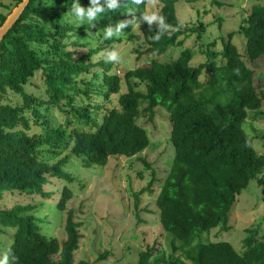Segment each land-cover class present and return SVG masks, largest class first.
Returning <instances> with one entry per match:
<instances>
[{"label": "trees", "instance_id": "trees-1", "mask_svg": "<svg viewBox=\"0 0 264 264\" xmlns=\"http://www.w3.org/2000/svg\"><path fill=\"white\" fill-rule=\"evenodd\" d=\"M21 1L0 0V6L6 8L5 12L0 10V26ZM49 1L51 7L45 10L41 0H30L0 44V201L7 192L14 191L50 197L52 194L45 191L49 178L74 180L65 170L70 154L83 157L89 167L105 166L110 156L130 158L141 153L150 145V138L138 122L140 116L144 112L152 120L161 106L170 113L175 157L157 193L156 205L163 230L186 248L181 256L167 261L148 247L136 264H264V240L252 228L246 229L243 252L227 240L198 242L189 247L202 232L228 228L229 212L252 179L261 186L264 202V153L253 147L252 138L242 128L249 111L259 112L264 95L254 84V70L232 42L235 34H245L249 61L264 55V0H257L239 30L228 34L222 50L211 49L215 42L206 48L207 61L192 66L195 53L187 48L171 62L152 58L122 76L111 70L113 63L96 61L93 55L132 39L134 27L151 0L139 5L124 0L117 12L99 17L95 27L81 26L97 32L96 47L84 41L86 31L65 23L56 11L69 9L72 0ZM158 1L157 12L165 16L168 31L154 40L155 26L149 31L144 23L143 29L146 51L161 55L183 44L186 27L176 13L179 0ZM79 2L85 8L89 6V0ZM124 20H130L131 25L121 38L99 43L104 27ZM200 28L204 30L203 25ZM31 43L38 47L33 49ZM44 48L46 51L40 53ZM79 48L87 51L80 55ZM218 57L222 62H217ZM41 70L48 101L38 100L25 89ZM88 73L93 74V80L82 78ZM203 74L207 75L205 81H201ZM123 83L127 89L122 92ZM140 83L145 85L144 91L136 89ZM113 93L119 94L118 107L104 113L100 122L95 113L100 106L93 105L91 99L93 95L109 99ZM9 94L20 96L21 102L9 100ZM78 96H82L81 105L76 102ZM45 102L57 105L64 123L48 126L44 121L47 126L40 134H30L29 112L41 117L39 107ZM65 151L68 153L58 160L48 161ZM154 181L152 172L147 187L133 193L135 208L144 191L153 192ZM73 196V191L64 186L56 203L58 210L66 211L63 240L43 233L44 219L34 213L33 205L4 207L0 202V233H11L12 240L0 252L11 249L17 264H93L75 260L83 223L67 207ZM107 254L105 251L100 258Z\"/></svg>", "mask_w": 264, "mask_h": 264}, {"label": "rangeland", "instance_id": "rangeland-1", "mask_svg": "<svg viewBox=\"0 0 264 264\" xmlns=\"http://www.w3.org/2000/svg\"><path fill=\"white\" fill-rule=\"evenodd\" d=\"M216 1L221 5H218ZM256 2L257 0H179L176 3V13L183 26L186 27V34L182 36L183 44L170 47L161 55L148 53L143 29L144 22L137 23L133 30V38L116 45L115 49L118 50L122 59L119 63H113L111 70L122 76L125 71L147 63L152 58L163 63L171 62L187 48L195 53L191 65L197 66L207 61L206 48L212 43L215 42L211 49L216 51L223 49L228 34L239 30L243 19ZM40 3L45 10L51 7L49 0H41ZM158 9L159 1L151 0L146 12H157ZM0 10L5 12L6 8L0 6ZM56 11L62 14L64 20L69 9L61 7ZM201 25L204 30L200 28ZM81 26L78 29L86 31L84 41L88 40L86 38L89 33L93 35L97 33L89 29H80ZM232 42L238 47L248 66L254 70V84L264 95V55L254 62L249 61L245 34H235ZM46 49H40V53ZM86 51L85 48H79L77 53L81 55ZM106 52L101 51L93 55V58L96 61L107 60ZM221 59L218 57L217 62H222ZM100 77H102V72ZM82 78L91 81L93 74L82 75ZM206 78L207 75L203 74L201 81H205ZM25 89L38 100H49L42 70L35 74ZM126 89L127 85L123 83L122 92ZM136 89L144 91L145 85L140 83ZM81 97L78 96L76 100L80 105ZM118 97V93L111 94L109 99L93 95L91 103L100 106L99 110H95L99 121L109 109L118 107ZM8 99L15 103L21 102V97L13 94H9ZM39 112L41 117H35L29 112L30 134H40L47 125L55 126L64 123L63 113L57 105L45 102V105L39 107ZM44 121L48 122L47 125ZM138 122L148 131L150 138V145L141 153L130 158L110 156L105 166L93 164L89 167L86 166L83 157L70 154L65 170L74 178L72 182L49 178L45 191L52 194L50 197L20 194L14 191L13 194L7 192L1 199V204L4 207H11L16 203L33 205L34 213L44 219L43 233L63 240L66 237L64 231L66 211L58 210L56 203L64 186H67L74 193L67 207L73 209L76 220L83 223L80 229L83 237L75 253L76 261L85 259L93 264H136L140 253L148 247H153L155 254L164 256L167 261L171 257L181 256L183 248L186 247H183L178 239H174L172 234L163 230L160 224V212L156 205L157 193L175 157V148L171 142L170 113L166 108L158 106L152 120H149L147 114L143 112ZM242 128L252 138L253 147L258 152L264 153V139H262L264 136V101L259 112L249 111V118ZM67 153L68 151H65L57 158L50 157L48 161L52 163ZM143 159L150 165L149 168L145 166ZM152 172L155 178L151 188L153 192L144 191L140 195L139 207L135 208L133 193L147 187ZM229 214L227 229L218 227L202 232L201 236L189 244V247L193 248L198 242L227 240L237 251L243 252V240L247 236V228L257 230V237L264 240L262 188L255 179H252L249 185L242 190ZM9 232H13V229ZM10 234L0 233V248L12 243ZM105 251H108L107 256L100 258Z\"/></svg>", "mask_w": 264, "mask_h": 264}, {"label": "clouds", "instance_id": "clouds-1", "mask_svg": "<svg viewBox=\"0 0 264 264\" xmlns=\"http://www.w3.org/2000/svg\"><path fill=\"white\" fill-rule=\"evenodd\" d=\"M143 0H133V3L139 5ZM124 0H89V6L87 8L81 6L79 0H72L69 11L64 16L65 23L75 25L79 27L81 25H88L90 28L95 27V22L99 20V17L106 13L117 12L122 7ZM131 13V12H129ZM135 19V18H133ZM139 24L141 22L146 23L149 26V31L152 30L154 25L156 28L154 40H159L160 36L168 31L169 25L166 22L165 16L159 12H144L141 13ZM130 20H124L116 23L115 25L109 24L103 28L100 34L99 43L104 41L119 39L124 35L125 29L129 27ZM97 34V33H96ZM96 34L89 33L86 39L89 40L91 47L97 46ZM91 37V39H89ZM30 46L36 49L38 46L35 43H31ZM106 59L109 63H119L121 56L116 49H111L106 52ZM0 264H17V258L11 251V249L0 252Z\"/></svg>", "mask_w": 264, "mask_h": 264}, {"label": "water", "instance_id": "water-1", "mask_svg": "<svg viewBox=\"0 0 264 264\" xmlns=\"http://www.w3.org/2000/svg\"><path fill=\"white\" fill-rule=\"evenodd\" d=\"M29 2L30 0H22L17 6L13 8L4 23L0 26V44L9 30L18 21Z\"/></svg>", "mask_w": 264, "mask_h": 264}]
</instances>
